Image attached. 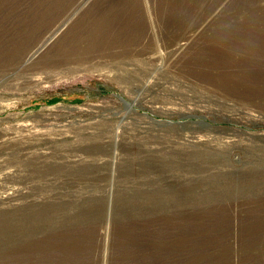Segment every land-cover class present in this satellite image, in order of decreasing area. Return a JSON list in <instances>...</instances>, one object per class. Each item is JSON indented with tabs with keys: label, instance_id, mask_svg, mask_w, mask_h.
Here are the masks:
<instances>
[{
	"label": "rangeland",
	"instance_id": "rangeland-1",
	"mask_svg": "<svg viewBox=\"0 0 264 264\" xmlns=\"http://www.w3.org/2000/svg\"><path fill=\"white\" fill-rule=\"evenodd\" d=\"M254 168L264 0H0V210L162 183L165 214L114 229L107 210L83 264H264V198L174 196Z\"/></svg>",
	"mask_w": 264,
	"mask_h": 264
},
{
	"label": "trees",
	"instance_id": "trees-1",
	"mask_svg": "<svg viewBox=\"0 0 264 264\" xmlns=\"http://www.w3.org/2000/svg\"><path fill=\"white\" fill-rule=\"evenodd\" d=\"M130 159L124 160V168L133 171L135 162ZM85 169L87 165H81L76 171ZM232 172L234 174H230L232 176L228 177L226 184L222 182L223 186L219 180L202 177L178 186L174 196L178 201L187 198L217 201L239 191L246 203L252 200L251 204H259L264 198L260 169ZM133 184L129 186V182H124L112 202L106 195H85L72 199L31 200L12 209L0 210V254L7 251L31 253L29 264H83L80 259L82 250L72 248L96 223L104 222L107 210L112 208L114 229L117 225L125 227L132 222L165 214L162 200L167 196L165 194L172 192L170 187L158 183L150 189L151 192L141 193V190L136 192L132 188ZM62 240L68 243L62 244Z\"/></svg>",
	"mask_w": 264,
	"mask_h": 264
}]
</instances>
